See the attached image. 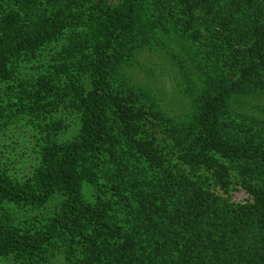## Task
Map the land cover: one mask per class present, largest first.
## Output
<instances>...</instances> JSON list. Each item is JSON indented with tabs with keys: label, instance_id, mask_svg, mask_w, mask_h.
I'll list each match as a JSON object with an SVG mask.
<instances>
[{
	"label": "trees",
	"instance_id": "obj_1",
	"mask_svg": "<svg viewBox=\"0 0 264 264\" xmlns=\"http://www.w3.org/2000/svg\"><path fill=\"white\" fill-rule=\"evenodd\" d=\"M115 1L9 0L16 9L0 8V81L9 78L14 59L42 51L73 22L93 27L91 52L80 36L60 51L53 65L60 87L46 79L22 84L23 111L36 112L81 96L77 66L93 71L76 138L53 143L33 181L12 179L0 168V200L42 206L56 192L66 195L63 211L44 231H22L2 217L0 256L17 251L35 259L67 237L70 249L72 242L80 245L77 264H264V128L244 122L232 128L240 118L226 110L236 93L264 96V0H222L221 8L218 0ZM149 15L163 25L176 16L178 26L194 32L200 20L211 36L207 61L215 64L209 78L216 89L200 96L188 124L165 126L166 144L148 134L135 92L126 98L112 80L127 35L139 20L155 21ZM81 56L86 63L74 65ZM172 156L181 163H171ZM96 160L106 168L112 198L91 204L82 183ZM230 170L242 176L249 202H232L210 188L205 172L228 192Z\"/></svg>",
	"mask_w": 264,
	"mask_h": 264
},
{
	"label": "rangeland",
	"instance_id": "obj_2",
	"mask_svg": "<svg viewBox=\"0 0 264 264\" xmlns=\"http://www.w3.org/2000/svg\"><path fill=\"white\" fill-rule=\"evenodd\" d=\"M108 1L113 5L117 4L115 0ZM218 4V8H221L222 0H218ZM148 6L149 11H156L151 3ZM10 7L17 8L9 0H0L2 11L7 12ZM87 15L93 18L92 14ZM144 18L147 20L145 16ZM149 18L155 19L152 15ZM177 20L175 16L174 20H167L165 25L156 19L148 24L139 20L135 31L127 35V46H124L123 52L117 53L119 55L114 59L115 70L112 74V80L124 91L126 98H130V93L135 92L138 97L137 106L145 113L144 123L148 134L163 144L170 142L164 133L165 126L173 123L172 120L177 124H188L197 109L195 104L200 96L210 89H216L209 78L210 75H215L209 70L210 65L214 67V62L207 61L211 49L204 47L211 38L210 33L204 25H200V20L194 24L200 28L197 29L200 32H194L187 26L186 29L178 26ZM91 30L93 27L89 26L87 20L73 22L59 35L57 41L48 43L42 51L14 59L9 78L0 81V168L10 178L33 181L35 171L45 165L44 155L48 154L52 144L67 143L79 134L85 116L81 108L82 98L92 89L93 71L86 66H77L78 69H83L77 77L81 78L83 86L81 96L58 99L55 105L36 112H31L30 109L24 112L25 108L18 98L23 85L38 86L45 83L44 79L52 80V83L55 82L60 87L63 83L57 81L60 76L55 74L53 68L60 57V51L67 48L71 38L80 36L88 42L85 52H91ZM79 63H86L84 56L79 57L74 65ZM231 103L232 106H228L226 110L240 118L235 120L236 125L232 128H239L243 122L246 127L257 125L264 128V96L256 98L249 96V93H236L232 96ZM246 116L254 118L253 122H247ZM246 131L249 135V131ZM165 149L168 150V146ZM170 160L171 163H181L178 157L172 156ZM101 165L99 160L92 163V175L87 173L82 183V194L91 204L103 197L112 198V191L107 187L109 180L104 174L106 168H101ZM229 172L231 184L228 192L213 182L214 177L210 171L205 172L209 183L212 182L210 188L232 202H249L252 197L242 183V176L234 170ZM65 204L66 195L62 191L56 192L42 206L19 205L0 200V219L7 214L11 224L22 231L41 232L47 229L55 215L63 211ZM69 241L67 237L57 238L35 259H22L17 251L1 255L0 264H77L80 245L72 242L70 249Z\"/></svg>",
	"mask_w": 264,
	"mask_h": 264
}]
</instances>
